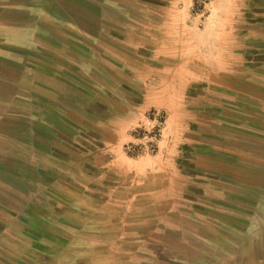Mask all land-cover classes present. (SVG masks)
<instances>
[{
  "label": "crops",
  "instance_id": "crops-1",
  "mask_svg": "<svg viewBox=\"0 0 264 264\" xmlns=\"http://www.w3.org/2000/svg\"><path fill=\"white\" fill-rule=\"evenodd\" d=\"M241 4L0 0V264H65L101 233L77 213L144 199L209 210L216 264H264V0ZM151 109L157 150L132 154Z\"/></svg>",
  "mask_w": 264,
  "mask_h": 264
},
{
  "label": "rangeland",
  "instance_id": "rangeland-1",
  "mask_svg": "<svg viewBox=\"0 0 264 264\" xmlns=\"http://www.w3.org/2000/svg\"><path fill=\"white\" fill-rule=\"evenodd\" d=\"M145 1L147 5H150L149 9H152L154 3L155 5L160 4L153 9H160L161 11L166 8L168 3V0ZM241 2L242 0H192L191 7L193 12L200 13L204 20L212 10L235 11L239 10L240 7L242 9ZM255 10L259 9L256 8ZM155 14L157 15V13ZM157 113L162 115V121L158 120L156 125L160 123L162 128L166 117L163 110L151 109L148 116L154 117ZM135 130L134 134L137 138L135 143H139L141 141L138 139ZM161 134L162 130L160 136ZM102 199L103 196L98 194L95 203L97 205L105 204ZM96 200L94 198L89 203V198L86 195L84 204L92 205ZM183 203L184 200L177 203V206ZM147 204L148 202L144 199L140 202L130 201L129 207L125 209H84L80 215L77 213L76 216L96 218L98 225L86 226V228L92 230L93 227H96V229L101 230V233L85 231L78 236L66 233V239L74 241V239L79 238L80 244H71L65 247L63 255L65 264H70L72 260L82 264H188L185 262L186 259H192V264H207L202 258H199L202 249L209 252L208 264H216V257H212V246L202 241V234H207V231L210 234L215 232L212 226L201 221L202 218H205V214L208 213L211 216L209 210L202 211L197 206L194 209L184 207L176 209L152 208L147 207ZM161 204L163 206L168 203L162 202ZM65 213L72 215L76 212L66 209ZM157 215L159 217H155ZM121 218L124 220L116 222ZM213 251L216 252V249L214 248Z\"/></svg>",
  "mask_w": 264,
  "mask_h": 264
},
{
  "label": "built area",
  "instance_id": "built-area-1",
  "mask_svg": "<svg viewBox=\"0 0 264 264\" xmlns=\"http://www.w3.org/2000/svg\"><path fill=\"white\" fill-rule=\"evenodd\" d=\"M156 117L160 122L162 121V115L157 113ZM160 123L157 125L155 124L154 127L147 129L143 128V131H138L137 136L138 139L141 141L139 143L130 142L127 146L128 151L132 154L146 152V153H153L157 150V143L156 140L160 138Z\"/></svg>",
  "mask_w": 264,
  "mask_h": 264
},
{
  "label": "trees",
  "instance_id": "trees-1",
  "mask_svg": "<svg viewBox=\"0 0 264 264\" xmlns=\"http://www.w3.org/2000/svg\"><path fill=\"white\" fill-rule=\"evenodd\" d=\"M135 131H136V132H138V131H143V128L138 127Z\"/></svg>",
  "mask_w": 264,
  "mask_h": 264
}]
</instances>
